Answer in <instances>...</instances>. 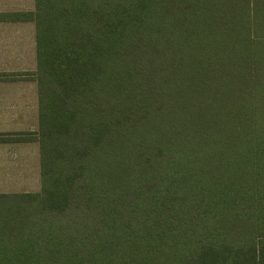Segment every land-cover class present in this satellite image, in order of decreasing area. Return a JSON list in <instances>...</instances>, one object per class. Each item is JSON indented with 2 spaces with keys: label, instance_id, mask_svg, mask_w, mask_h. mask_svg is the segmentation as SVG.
Returning <instances> with one entry per match:
<instances>
[{
  "label": "trees",
  "instance_id": "trees-1",
  "mask_svg": "<svg viewBox=\"0 0 264 264\" xmlns=\"http://www.w3.org/2000/svg\"><path fill=\"white\" fill-rule=\"evenodd\" d=\"M40 188L0 193V264H264V0H34Z\"/></svg>",
  "mask_w": 264,
  "mask_h": 264
},
{
  "label": "crops",
  "instance_id": "crops-1",
  "mask_svg": "<svg viewBox=\"0 0 264 264\" xmlns=\"http://www.w3.org/2000/svg\"><path fill=\"white\" fill-rule=\"evenodd\" d=\"M33 7L34 0H0V135L32 133L38 127L37 85L32 76L37 68L35 28L19 14ZM27 143L0 141V181L6 182V188L28 181L25 175L32 170L39 180L38 152L31 161V154L20 149Z\"/></svg>",
  "mask_w": 264,
  "mask_h": 264
},
{
  "label": "rangeland",
  "instance_id": "rangeland-1",
  "mask_svg": "<svg viewBox=\"0 0 264 264\" xmlns=\"http://www.w3.org/2000/svg\"><path fill=\"white\" fill-rule=\"evenodd\" d=\"M34 133V132H32ZM28 142L27 144L21 145V151L24 152L26 151L28 154H31V161L35 159V154L38 152V161H39V146L38 143L35 140L31 141H25ZM37 146V147H36ZM37 148V149H36ZM35 149L37 151H35ZM15 151L19 152V148L15 149ZM26 177L28 176V181H22V182H17L16 186L14 188H6L7 184L6 182L0 181V193H13V192H32V191H37L40 188V181L38 180L36 182L34 172L32 170L31 174L25 175ZM38 176V174H37ZM14 184V185H15ZM19 185V186H17Z\"/></svg>",
  "mask_w": 264,
  "mask_h": 264
}]
</instances>
